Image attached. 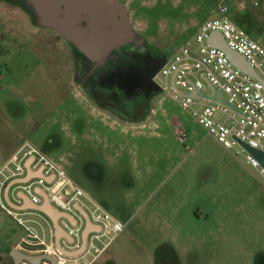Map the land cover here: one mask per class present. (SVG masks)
I'll return each instance as SVG.
<instances>
[{"label":"rangeland","instance_id":"obj_1","mask_svg":"<svg viewBox=\"0 0 264 264\" xmlns=\"http://www.w3.org/2000/svg\"><path fill=\"white\" fill-rule=\"evenodd\" d=\"M142 2L130 6L133 29L149 53L169 60L184 43H194L199 26L218 17L222 4L251 38L264 39V0ZM0 30L11 41L0 46V165L30 141L123 222L124 232L98 261L264 264V184L242 157L207 135L165 91L152 99L144 119L120 121L82 88L78 55L63 39L3 0ZM121 125L127 132L117 139L128 144L129 158L99 152L96 136L113 140V126ZM179 125L183 141L175 134ZM30 218L28 225L41 232L37 218ZM24 234L38 248L32 255L45 252L0 209V264H14L7 249ZM14 248L27 251L23 242Z\"/></svg>","mask_w":264,"mask_h":264},{"label":"built area","instance_id":"obj_2","mask_svg":"<svg viewBox=\"0 0 264 264\" xmlns=\"http://www.w3.org/2000/svg\"><path fill=\"white\" fill-rule=\"evenodd\" d=\"M255 2L254 6L259 7ZM219 16L202 23L194 43H184L160 70L157 80L161 91L168 92L183 110L189 111L196 122L224 149L236 158L242 157L245 165L257 171L264 184V167L249 154L239 141L264 153V90L253 77L239 70L226 53L208 44L210 33L223 35L226 44L239 52L264 80V39L255 40L229 17L226 4L218 8ZM174 77V81H172ZM171 79V82H170ZM225 96L235 111L205 98L191 97L195 89L204 96L210 94L208 83ZM174 82V85H173ZM175 134L182 141L185 128H176ZM31 161L32 171L43 170L51 182L44 178H31L26 183L15 184L34 204L42 202L36 189L44 191L51 205L58 211L68 213L76 220L75 225L64 222V229L72 237V243L64 240L62 246L68 251H77L82 245L85 220L81 209L92 224L99 228L91 231L83 252L69 257L54 244H48L28 225L33 210H16L4 200V191L12 181L26 176V163ZM18 201V205H19ZM0 209L23 227L28 236L54 257L58 264H93L99 255L121 234L126 225L110 215L84 189L73 182L58 164L38 150L30 141H24L0 165Z\"/></svg>","mask_w":264,"mask_h":264},{"label":"water","instance_id":"obj_3","mask_svg":"<svg viewBox=\"0 0 264 264\" xmlns=\"http://www.w3.org/2000/svg\"><path fill=\"white\" fill-rule=\"evenodd\" d=\"M29 2L37 18L38 26L55 31L67 42L73 44L78 52L89 62L97 66L103 65L115 48L131 42L135 38V32L130 24L128 9L119 0H29ZM207 42L210 46L224 51L228 59L239 70L255 78L264 90V80L258 76L254 68L239 52L228 47L222 34L218 32L210 33ZM172 81H174V77ZM208 86L210 87L208 96L202 95L198 89L188 95L196 98H205L235 111L223 94L211 84L208 83ZM239 143L264 167L263 152L241 141ZM30 163L31 161L26 163L27 173L24 178L12 181L7 185V194L13 185L26 183L31 178H44L47 182H51L52 177H45L42 169L32 171ZM37 190H39V194L42 197L40 204H34L22 193L20 197L22 200L21 205H15L7 199L8 205L16 210H33L46 216L53 224L57 249L69 257L80 255L87 244L89 233L97 231L99 228L95 227L88 216L78 208V211L83 214L85 219V226L82 231V245L77 251L64 249L61 243L62 240H67L69 243L73 241L60 223V220L66 219L71 222V225H75L76 220L68 213L55 209L51 205L48 195L41 189ZM10 256L14 264H21L22 261H28L30 264H43L44 261L58 264L57 260L50 255L26 254L16 248L10 250Z\"/></svg>","mask_w":264,"mask_h":264},{"label":"flooded vegetation","instance_id":"obj_4","mask_svg":"<svg viewBox=\"0 0 264 264\" xmlns=\"http://www.w3.org/2000/svg\"><path fill=\"white\" fill-rule=\"evenodd\" d=\"M3 1L22 8L32 23L38 26L37 18L29 0ZM119 1L127 7L130 24L133 28L130 6L139 5L143 3L142 0ZM83 24L85 25V23ZM38 27L55 32L49 28ZM133 30L135 32L134 40L115 48L106 62L98 66L89 62L85 57L80 56L73 44L67 42L55 32L78 55L82 88H85L90 96L104 106L111 115L126 123L138 122L148 115L152 99L161 92L157 76L166 64V59L162 54H151L146 50L143 46L144 37L135 29ZM4 42L11 43V41L5 39L3 31L0 30V46ZM123 126L125 125L113 126L118 134L117 136H112L113 140L108 137L104 139L102 135L96 136L95 145L99 152L101 151V153L105 154L106 150L109 156L116 159L129 158L127 152L128 144L123 139H117L124 136L122 133L127 132L123 129ZM98 172L99 169H94L93 174L97 175ZM27 242L35 244L34 242ZM23 251L25 250H21V252ZM26 252L29 251L27 250ZM42 254L49 255L46 251ZM99 257L93 264H111L110 261L101 263L98 261ZM43 264L52 263L44 261Z\"/></svg>","mask_w":264,"mask_h":264},{"label":"crops","instance_id":"obj_5","mask_svg":"<svg viewBox=\"0 0 264 264\" xmlns=\"http://www.w3.org/2000/svg\"><path fill=\"white\" fill-rule=\"evenodd\" d=\"M19 147V146H18ZM17 147V148H18ZM16 148V149H17ZM15 149V150H16ZM15 150L13 152H15ZM13 152H11L10 154H8L5 159H7ZM3 159V161L5 160ZM27 171V170H26ZM36 193L40 196L39 194V190L36 189ZM21 194L22 192H20V190H15V185H13L8 194H7V187L4 191V200L7 202L8 204V200L9 199L13 204L15 205H18V201L20 202L19 205L22 204V200H21ZM41 200H42V197L40 196ZM39 213V212H38ZM36 217V221H37V224L39 226V228L41 229V232L34 228V230L36 231V233L42 238L44 239V241L48 244H54L56 246V240H55V231H54V227H53V224L51 223V221L46 217L44 216L43 214L39 213V214H29L26 216V218L28 220H32L30 217ZM73 217V216H72ZM74 218V217H73ZM75 219V218H74ZM85 220V219H84ZM64 222H68L69 224H71V222H69L68 220L66 219H62L60 220V223L62 224V226L64 225ZM25 234L20 237L19 239L16 240V243H14L11 247H9L8 252L10 250H12L18 243L20 242H23V244L26 246V249L29 251L27 252V254H31L32 251H37L38 248L36 247L35 244H31L29 242H27V240H24L25 238ZM63 241H61V243L63 244ZM67 241V240H66ZM32 250V251H31ZM32 255V254H31Z\"/></svg>","mask_w":264,"mask_h":264},{"label":"trees","instance_id":"obj_6","mask_svg":"<svg viewBox=\"0 0 264 264\" xmlns=\"http://www.w3.org/2000/svg\"><path fill=\"white\" fill-rule=\"evenodd\" d=\"M233 21V20H232ZM235 23L238 25V26H240L241 28H243L246 32H247V29H246V27H245V25H243V24H241V23H239V22H237L236 20H235ZM262 33H264V31L262 32ZM80 56H82V57H84L83 55H81L80 53H78ZM163 56L165 57V55L163 54ZM86 59V58H85ZM165 59H166V63H167V61L169 60L168 58H167V56L165 57ZM20 146V145H19ZM17 148V147H16ZM15 149V148H14ZM13 152V151H12ZM11 153V152H10ZM9 153V154H10ZM8 155V154H7Z\"/></svg>","mask_w":264,"mask_h":264}]
</instances>
